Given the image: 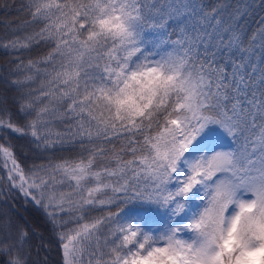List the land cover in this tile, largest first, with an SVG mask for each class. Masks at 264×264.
Listing matches in <instances>:
<instances>
[{
  "label": "snow or ice",
  "instance_id": "6c2138e0",
  "mask_svg": "<svg viewBox=\"0 0 264 264\" xmlns=\"http://www.w3.org/2000/svg\"><path fill=\"white\" fill-rule=\"evenodd\" d=\"M0 264H264V0H0Z\"/></svg>",
  "mask_w": 264,
  "mask_h": 264
},
{
  "label": "trees",
  "instance_id": "16d2710c",
  "mask_svg": "<svg viewBox=\"0 0 264 264\" xmlns=\"http://www.w3.org/2000/svg\"><path fill=\"white\" fill-rule=\"evenodd\" d=\"M38 219H39V218L37 217V220H38ZM50 256H51V261H52V262H56V261H58V260L60 259V257L58 256L57 252L55 251V249H53V250L51 251Z\"/></svg>",
  "mask_w": 264,
  "mask_h": 264
}]
</instances>
